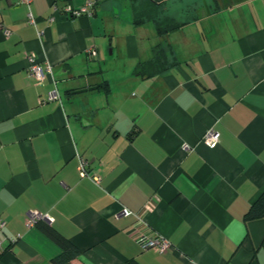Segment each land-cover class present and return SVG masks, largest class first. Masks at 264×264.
I'll use <instances>...</instances> for the list:
<instances>
[{
	"label": "crops",
	"instance_id": "obj_1",
	"mask_svg": "<svg viewBox=\"0 0 264 264\" xmlns=\"http://www.w3.org/2000/svg\"><path fill=\"white\" fill-rule=\"evenodd\" d=\"M148 1L0 0V264H53L34 210L72 264H264V217H245L264 191V0ZM29 53L52 67L41 85Z\"/></svg>",
	"mask_w": 264,
	"mask_h": 264
},
{
	"label": "built area",
	"instance_id": "obj_2",
	"mask_svg": "<svg viewBox=\"0 0 264 264\" xmlns=\"http://www.w3.org/2000/svg\"><path fill=\"white\" fill-rule=\"evenodd\" d=\"M20 3L25 4L26 6H29L31 0H19ZM98 0H85L84 4L79 7H72L67 6L65 10L71 14L72 16H80L83 14L90 15L92 13L93 8L95 7ZM28 20L30 23H34L33 16L31 12H28ZM6 34H9V30H5ZM93 52V51H92ZM28 61V75L34 79V82L38 85H41L45 81L46 73H52V67L50 64H41L38 62L35 58L34 53H29L26 56ZM59 97L57 90L51 89L47 93L46 99H57ZM40 101H44L43 99H40ZM219 140V133L218 131L211 127L208 128L205 133L202 136V142H204L207 145H214ZM185 148H188L186 144H184ZM86 162L83 159H80L78 170L80 175L82 176H89L91 177L95 182L99 181L98 176L91 175L86 170ZM121 214L124 216H135L140 222L144 221L141 214L137 213L127 207H123L121 209ZM38 219H46L47 221H50V218L46 214H41L40 212H37L36 210L29 212L27 216V225H34L35 221ZM3 221L0 219V225H3ZM133 237L138 241L141 248L146 249H155L159 252H164L172 247L171 242L169 239L162 235V234H146L142 232L141 230H134Z\"/></svg>",
	"mask_w": 264,
	"mask_h": 264
},
{
	"label": "trees",
	"instance_id": "obj_3",
	"mask_svg": "<svg viewBox=\"0 0 264 264\" xmlns=\"http://www.w3.org/2000/svg\"><path fill=\"white\" fill-rule=\"evenodd\" d=\"M165 1L167 0L148 1L145 5V11H148V15H152L154 13L153 10H157V8L162 6ZM178 26L179 23L170 17H165L157 22V27L160 32H168L174 28H177ZM245 217L249 219L264 217V191H262L255 201L250 205L247 212L245 213ZM34 225L39 227L46 236L52 239L60 247V252L51 259V262L53 264H72L71 261L79 255L78 247L70 239L65 237L57 229L50 225L46 220L38 219L35 221ZM124 264L139 263L132 260Z\"/></svg>",
	"mask_w": 264,
	"mask_h": 264
},
{
	"label": "water",
	"instance_id": "obj_4",
	"mask_svg": "<svg viewBox=\"0 0 264 264\" xmlns=\"http://www.w3.org/2000/svg\"><path fill=\"white\" fill-rule=\"evenodd\" d=\"M85 89H87V88H84V89H80V90H77V91H81V90H85Z\"/></svg>",
	"mask_w": 264,
	"mask_h": 264
}]
</instances>
